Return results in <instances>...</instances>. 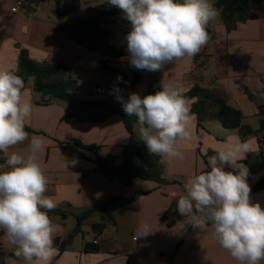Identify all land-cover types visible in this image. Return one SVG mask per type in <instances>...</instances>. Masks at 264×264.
Returning a JSON list of instances; mask_svg holds the SVG:
<instances>
[{"label":"crops","instance_id":"1","mask_svg":"<svg viewBox=\"0 0 264 264\" xmlns=\"http://www.w3.org/2000/svg\"><path fill=\"white\" fill-rule=\"evenodd\" d=\"M3 1L6 12L0 11V70L15 72L20 52L27 50L31 59L39 64H66L72 77V68L77 71L84 68L81 58L97 55L75 41L56 38L54 1L32 9L25 5L15 13L12 8L25 0ZM44 5H48V9L44 13L37 12L36 9ZM218 12V17L209 22L208 42L197 55L173 61L155 72L145 70L148 85L136 93L141 97L154 94L165 84L172 83L184 94L198 85L239 110L244 125L256 133L242 141L238 130L222 126L218 120L219 105L208 100L204 127H200L194 115L189 126L191 139L177 144L183 159L161 157L165 184L135 179L132 186H125L100 173L92 162L91 152L65 154V144L79 141L87 146H99L103 157L117 156V165H121L123 147L129 143L130 134L119 116L102 124L77 121L71 117L67 102L44 98L35 90L34 78L27 80L23 92L32 111L25 122L28 128L25 131L29 139L32 136L44 138V150L37 153V157L48 178L44 195L54 200L55 210L59 211L50 217L57 226L54 240H66L77 227V217L85 212L105 205L112 198L136 197L131 204L110 208L112 219L104 209L92 213L82 223L73 242L62 252L57 249L50 264H238L220 247L211 226L195 228L186 217L175 212L184 182L200 174L203 167L207 169L203 155L220 150L229 137H236L250 146L246 158L241 161L249 170L247 182L255 185L264 175V156L260 155L259 143L264 121V108L260 109L264 107V0L254 6L256 18L240 24L231 33L227 32L220 10ZM95 57L97 69L99 59ZM195 101H190V110ZM109 102H118L116 95ZM138 129L136 124L134 134L139 138ZM28 144L29 141H25L9 152L27 155ZM254 154L260 156L261 163L250 167L249 160ZM4 159L6 156L0 152V162ZM250 196L252 202L264 208V190L250 193ZM94 225L106 227L94 231ZM143 225H148L151 231L146 236H142ZM0 235V244L6 248V252L0 250V264H26L22 257L15 255V245L8 241L3 230ZM95 247L97 251H88Z\"/></svg>","mask_w":264,"mask_h":264},{"label":"clouds","instance_id":"2","mask_svg":"<svg viewBox=\"0 0 264 264\" xmlns=\"http://www.w3.org/2000/svg\"><path fill=\"white\" fill-rule=\"evenodd\" d=\"M130 23L124 36L131 67L155 72L166 64L197 55L207 44V25L219 15L211 0H108ZM122 80V77H117ZM25 83L11 70H0V152L6 156L0 171V230L15 245V255L26 264H50L56 255L57 226L48 212L56 204L44 194L48 178L38 161L44 138L25 131L32 105L24 98ZM116 99L128 116L137 117L139 139L147 153L183 159L177 144L190 140L195 119L190 101L172 83L143 97L132 92L125 100L114 88ZM29 141V153L9 152ZM250 151L247 142L229 137L209 169L190 177L186 194L177 199L176 211L195 228L211 222L214 238L238 264L264 261V208L252 202L247 182L249 170L241 163ZM225 165L232 170L226 171ZM143 235L151 233L143 225Z\"/></svg>","mask_w":264,"mask_h":264},{"label":"trees","instance_id":"3","mask_svg":"<svg viewBox=\"0 0 264 264\" xmlns=\"http://www.w3.org/2000/svg\"><path fill=\"white\" fill-rule=\"evenodd\" d=\"M49 1L55 2L54 13L57 17L55 28L56 38L60 40L75 41L78 45L84 47L89 53L97 54L102 57L97 63V70L105 75L117 73L114 65L116 60L127 56L126 42L124 36L129 30L122 33V42L114 45L111 42V32L104 29V25L112 24L120 20L121 11L106 4H101L87 10L85 16L69 19V16L77 13L83 0H25V5L29 9L39 6ZM262 0H215V7L221 12V19L231 33L250 20L256 18L254 6ZM129 23V22H128ZM130 24V23H129ZM208 35L211 33L209 24L207 25ZM144 70L133 68V84L138 85L142 81ZM15 73L21 76L26 85L27 80L34 78V88L44 98L60 99L68 103L71 110V117L82 123L102 124L115 116L123 119L125 127L130 134V140L123 147L121 165H116L117 156L103 157L100 155V147L97 145H84L79 141H73L63 146V152L73 156L82 154V151L91 152L94 155L92 162L96 165L98 171L109 176L111 179L118 180L125 186H132L135 179L154 181L165 184L167 181L162 176V162L158 155L147 153L146 146L135 136L134 126L138 124L137 117L128 116L120 102H109L105 100H95L91 102H80L75 96L77 81L72 78L66 64H39L31 59L27 50H22L19 56V65ZM122 83L115 88L120 91L126 87V76H122ZM193 103L190 112L194 114L200 126L207 117L208 100H213L219 105L218 120L226 129L238 130L242 141L247 140L256 132L249 126L244 125L243 114L227 105L222 99L214 97L210 92L200 86L193 87L190 91L183 94ZM263 106L260 108L263 110ZM28 130V128H25ZM259 133L260 155L264 156V121H262ZM216 155V153H212ZM249 184V183H248ZM250 185V184H249ZM251 192L257 193L264 190V175L255 184L250 185ZM135 196L129 198H112L105 205L93 208L81 216L77 217V227L69 237L61 241L54 240V246L61 252L69 246L75 236L80 233L82 223L94 212L104 209L110 215V208L124 206L133 203ZM59 213L58 210H51L48 215ZM208 226H211L209 222ZM106 225H94V231L104 230ZM88 251H97V248L88 249Z\"/></svg>","mask_w":264,"mask_h":264},{"label":"rangeland","instance_id":"4","mask_svg":"<svg viewBox=\"0 0 264 264\" xmlns=\"http://www.w3.org/2000/svg\"><path fill=\"white\" fill-rule=\"evenodd\" d=\"M5 2L3 0H0V11L1 12H6V4H4ZM211 3H213L214 7H215V0H211ZM101 4H106L108 6H110L108 4V0H84L82 2V6L80 8V10L69 16V19H74V18H80L86 15L87 10L89 8L101 5ZM216 8V7H215ZM48 9V5H44L42 7H39L37 10V12L39 13H44V11H46ZM120 20L112 23V24H107L104 25V29L109 30L111 32V42L114 45H119L122 42V33L125 30H130V24L128 23V21L126 19L123 18V14L121 13L119 16ZM88 57L86 59H82L80 61H83L85 63L84 64V68L82 71H77L75 69L72 68V77L77 81V86L75 89V96L77 97V99L80 102H91V101H95V100H105V101H109L111 97H113L114 95H116V93L114 92V88L118 85L121 84L123 80H118L117 77H122L123 75L126 76V87L124 89H122L119 92V95L125 97V96H129L130 93L132 92H137V90L139 89H144L147 87L148 82L145 79V72H143L142 74V81L140 84L138 85H134L133 84V67L130 66L128 60H127V56L124 57L121 62H116L114 63V65L117 68V73L115 74H110V75H105L99 71H97L96 69V63H95V56H97V58L100 60L102 59V57L100 55H87ZM93 86L96 87H102V89H104L107 94L106 95H101L98 94L96 92L92 93V88ZM203 125V124H202ZM202 127V126H200ZM204 127V126H203ZM202 127V128H203ZM212 153H217V152H210L209 154H205L203 155L205 161L204 164L207 167L206 168H202L203 171L204 170H210L209 169V157L213 156ZM117 161L118 159L115 161V164L117 165ZM241 163H245V162H241ZM250 163V167H255L256 165H258L259 163H261V159L259 155L255 154L250 158L249 160ZM119 165V164H118ZM117 165V166H118ZM225 170L226 171H231L232 169L225 165ZM186 184V182H184V185ZM186 194V189L184 186V191L183 194ZM1 236V235H0ZM0 250H2V252H6V248H4L1 244H0Z\"/></svg>","mask_w":264,"mask_h":264},{"label":"built area","instance_id":"5","mask_svg":"<svg viewBox=\"0 0 264 264\" xmlns=\"http://www.w3.org/2000/svg\"><path fill=\"white\" fill-rule=\"evenodd\" d=\"M24 6H25V2H23V1H19V2H17L16 3V5L12 8V12H17L20 8H24ZM94 92H96V93H98V94H105L106 93V91L104 90V89H102V88H100V87H96V86H94L93 88H92V93H94ZM5 164H6V159H4V160H2L1 162H0V170H3L4 168H5ZM177 208V207H176ZM175 212L178 214V215H180L179 214V212L178 211H176V209H175ZM95 245H98V241H95V243H94Z\"/></svg>","mask_w":264,"mask_h":264}]
</instances>
